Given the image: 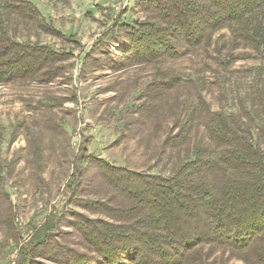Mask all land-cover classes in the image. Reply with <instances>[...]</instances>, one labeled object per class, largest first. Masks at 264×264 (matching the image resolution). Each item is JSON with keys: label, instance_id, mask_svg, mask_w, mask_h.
I'll return each mask as SVG.
<instances>
[{"label": "trees", "instance_id": "16d2710c", "mask_svg": "<svg viewBox=\"0 0 264 264\" xmlns=\"http://www.w3.org/2000/svg\"><path fill=\"white\" fill-rule=\"evenodd\" d=\"M137 8L143 17L132 23L116 18L84 66L110 73L156 70L144 115L157 120L163 112L169 133L159 146L148 140L140 158L160 165L145 171L115 166L81 146L71 162L68 205L97 216L73 211L69 220L86 252L61 245L49 219L21 234L6 195L2 247L17 248L11 264H216L225 254L243 264H264V89L236 113L214 111L199 80L184 79L172 67L183 57L219 50L215 38L222 31L229 33L228 60L238 50L243 56L235 59L264 55V0H138ZM11 17L64 37L42 23L27 0H0V85L47 86L61 78L73 54L15 40L8 30ZM43 102L40 110L50 115ZM85 162L128 206L76 195ZM155 167L164 170L152 172Z\"/></svg>", "mask_w": 264, "mask_h": 264}, {"label": "rangeland", "instance_id": "374dc122", "mask_svg": "<svg viewBox=\"0 0 264 264\" xmlns=\"http://www.w3.org/2000/svg\"><path fill=\"white\" fill-rule=\"evenodd\" d=\"M27 1L38 11L42 23L64 37L46 34L33 21L12 17L8 23L11 36L19 42L71 53L73 58L65 63L64 75L50 85H0V264L16 261L17 253L14 246L2 247L3 195L16 208L15 224L21 234L49 219V230L61 245L86 252L69 220L73 211L97 216L68 205L72 194L68 188L71 162L81 146L115 166H135L145 171L149 166L160 165L144 164L140 158L146 152L147 141L159 146L169 133V119L163 112L157 120L144 115L147 87L157 75L154 68L110 73L84 66L85 56L116 18L132 23L143 17L137 8L138 0ZM228 37L229 33L222 31L215 38L219 50L211 48L199 58L183 57L172 67L184 79L199 80L200 92L212 110L236 113L242 105L246 106L252 94L264 89V57L260 58L264 55L235 59L243 56L238 50L240 55L228 60ZM73 98L76 103L69 101ZM40 102L52 109L50 115L40 110ZM48 157H52V162L46 163ZM163 170L155 167L152 172ZM76 195L84 200L128 206L100 179L98 170L86 162L81 165ZM216 264L243 263L225 254Z\"/></svg>", "mask_w": 264, "mask_h": 264}]
</instances>
